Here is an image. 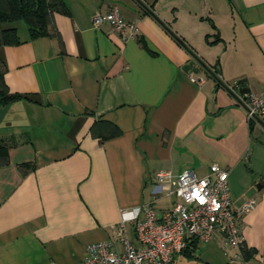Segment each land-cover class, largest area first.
Segmentation results:
<instances>
[{"label": "crops", "instance_id": "1", "mask_svg": "<svg viewBox=\"0 0 264 264\" xmlns=\"http://www.w3.org/2000/svg\"><path fill=\"white\" fill-rule=\"evenodd\" d=\"M64 1L56 34L30 39L26 26L18 28L24 42L0 45L10 90L26 95L0 107L9 144L0 165V264H74L104 239L122 249L114 232L122 220L140 246V208L157 196L159 208L176 200L156 195V173L202 177L213 163L229 171L233 207L256 201L241 226L254 252L246 260L242 246L218 235L175 264H264V125L198 63L184 70L190 52L137 0ZM141 1L224 83L245 78L264 97V0ZM113 5L137 23L146 46L94 24ZM101 120L122 133L93 136Z\"/></svg>", "mask_w": 264, "mask_h": 264}, {"label": "built area", "instance_id": "2", "mask_svg": "<svg viewBox=\"0 0 264 264\" xmlns=\"http://www.w3.org/2000/svg\"><path fill=\"white\" fill-rule=\"evenodd\" d=\"M93 21L96 26L110 23L124 41L139 37L137 23L126 20L116 5L106 13L96 14ZM191 79L204 81L194 75ZM246 96L243 102L248 117L262 118L264 97L255 92ZM228 179L229 171L217 163L202 177L192 172L177 177L170 170L157 172L154 176L156 195L175 196L176 200L171 206L159 208L155 205L160 197L157 196L140 208L142 216L134 218L140 246L132 241L126 221L122 220L114 228L122 249L112 239L94 241L87 245L85 256L74 264H175L176 256L183 252L189 240L205 243L218 235L228 244L241 247L245 243L241 226L256 201L251 198L240 207H233Z\"/></svg>", "mask_w": 264, "mask_h": 264}, {"label": "trees", "instance_id": "3", "mask_svg": "<svg viewBox=\"0 0 264 264\" xmlns=\"http://www.w3.org/2000/svg\"><path fill=\"white\" fill-rule=\"evenodd\" d=\"M56 12H68V8L64 0H0V25L7 22H16L23 20L29 30V38L33 39L39 36L56 34L52 31L54 15ZM181 44L185 42L176 34L173 35ZM138 40L143 39L139 36ZM25 40L20 38L18 27L15 25L0 29V45H14L22 43ZM146 46V45H145ZM6 64L0 55V106L16 101L25 94L12 92L5 79ZM93 136H114L120 135L122 130L115 123L108 120L95 121L91 126ZM9 161V144L0 137V165ZM196 239L189 240L187 247L183 252L191 246L195 249L198 246ZM244 245V244H243ZM242 245V255L244 259H249L253 254L252 249H247ZM190 247V248H191ZM191 251L188 253L191 254Z\"/></svg>", "mask_w": 264, "mask_h": 264}, {"label": "water", "instance_id": "4", "mask_svg": "<svg viewBox=\"0 0 264 264\" xmlns=\"http://www.w3.org/2000/svg\"><path fill=\"white\" fill-rule=\"evenodd\" d=\"M146 10L149 14H151L160 24H162L167 30H169L172 35L175 33L168 27L166 22L160 18V16L155 12L152 6H147L145 5L141 0H137ZM184 45V44H183ZM186 49L190 52L191 56L193 59L184 66V70H189L191 66L194 64L198 63L201 67H203L206 71L210 73V75L215 78L218 83H220L241 105L245 107V104L243 100L246 99V94L251 92V89L247 86L246 84V79L242 78L238 80L234 86L228 85L222 81L220 76L215 72V70L205 62L203 58H201L195 50L187 46L186 44L184 45ZM254 118L261 122L264 125V119L259 117L258 115H254Z\"/></svg>", "mask_w": 264, "mask_h": 264}, {"label": "rangeland", "instance_id": "5", "mask_svg": "<svg viewBox=\"0 0 264 264\" xmlns=\"http://www.w3.org/2000/svg\"><path fill=\"white\" fill-rule=\"evenodd\" d=\"M11 25H15V26H17L19 29H21V30H23L24 28H26V24H25V22L23 21V20H19V21H16V22H7V23H3V24H1L0 25V29H3L4 27H7V26H11ZM10 103H8V104H5V105H1L0 107H5V106H8ZM6 140V139H5ZM6 142L8 143V141L6 140ZM175 198V197H174ZM165 201V203H168L169 202V200L167 199V200H163V202ZM163 202H162V204H163ZM181 261V260H180ZM179 261V263L180 264H187L185 261L184 262H180ZM188 264H190V263H188ZM192 264V263H191Z\"/></svg>", "mask_w": 264, "mask_h": 264}]
</instances>
